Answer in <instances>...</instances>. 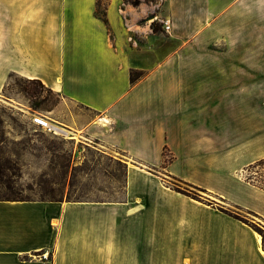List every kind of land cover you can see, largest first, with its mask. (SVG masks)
Listing matches in <instances>:
<instances>
[{"label": "crops", "instance_id": "crops-1", "mask_svg": "<svg viewBox=\"0 0 264 264\" xmlns=\"http://www.w3.org/2000/svg\"><path fill=\"white\" fill-rule=\"evenodd\" d=\"M104 4L0 0V92L40 79L92 112L73 136L138 164L122 200H0V264H264L249 225L186 207L147 170L167 150L166 171L264 219V187L244 177L264 159V0Z\"/></svg>", "mask_w": 264, "mask_h": 264}, {"label": "rangeland", "instance_id": "rangeland-1", "mask_svg": "<svg viewBox=\"0 0 264 264\" xmlns=\"http://www.w3.org/2000/svg\"><path fill=\"white\" fill-rule=\"evenodd\" d=\"M132 1L126 0V3L132 4ZM100 3L98 14L102 16L107 0ZM141 3L160 7V0H140ZM24 84L25 78L14 74L0 92V197L124 199L128 167L138 164L121 152L107 149L98 140L52 134L35 123L34 118L43 115L50 122L73 131L68 124L70 120H75L77 115L93 114L49 89H42L37 98L31 97L21 90ZM166 156L173 158L169 152ZM168 164L147 170L159 175L171 193L184 198L186 207L192 202L217 209L249 225L263 240L264 219L171 174L165 169ZM244 173V177L264 185V164Z\"/></svg>", "mask_w": 264, "mask_h": 264}, {"label": "trees", "instance_id": "trees-1", "mask_svg": "<svg viewBox=\"0 0 264 264\" xmlns=\"http://www.w3.org/2000/svg\"><path fill=\"white\" fill-rule=\"evenodd\" d=\"M149 1V0H146ZM100 0H99V6H100ZM133 5H139L140 4V0H133L132 1ZM153 29L154 31L158 30V25L157 23H153ZM14 74H11L10 77H12ZM143 76V72L139 71V70H133L131 72V80L133 83H135L139 78H141ZM9 77V79H10ZM25 78V84L22 86L21 90L23 92H25L27 95L37 98L42 94V89H49L51 92H53L54 90H52L51 88L47 87L40 79H30V78ZM28 83V84H26ZM8 84V83H7ZM6 84V85H7ZM6 87V86H5ZM4 87V89H5ZM55 92V91H54ZM57 93V92H55ZM59 95V93H57ZM167 153L168 151L165 150L164 151V164H168L172 161V157H170L169 159H167ZM264 164V159L259 160L258 162H256L255 164L251 165L248 169L251 168H255L258 166H262ZM8 168H11V166H9ZM262 187H264V185H261ZM0 200H12V201H24V200H38V199H25V198H14V197H0ZM40 200H56V199H40ZM249 212H252L250 210H248ZM254 213V212H252ZM255 214V213H254ZM263 244H264V236H263Z\"/></svg>", "mask_w": 264, "mask_h": 264}, {"label": "built area", "instance_id": "built-area-1", "mask_svg": "<svg viewBox=\"0 0 264 264\" xmlns=\"http://www.w3.org/2000/svg\"><path fill=\"white\" fill-rule=\"evenodd\" d=\"M164 24H165V29L169 30L170 29L169 21L167 20ZM34 122L41 126H44L52 134H56V135L63 134L58 131V128L56 127L54 123L47 120L43 115L36 116L34 118ZM43 257L48 258V255L45 253L43 254Z\"/></svg>", "mask_w": 264, "mask_h": 264}, {"label": "bare ground", "instance_id": "bare-ground-1", "mask_svg": "<svg viewBox=\"0 0 264 264\" xmlns=\"http://www.w3.org/2000/svg\"><path fill=\"white\" fill-rule=\"evenodd\" d=\"M55 125L58 128V131L63 133V134H65V135H69L70 136V135L74 134V133L71 132V130L62 127L61 125H58V124H55Z\"/></svg>", "mask_w": 264, "mask_h": 264}]
</instances>
